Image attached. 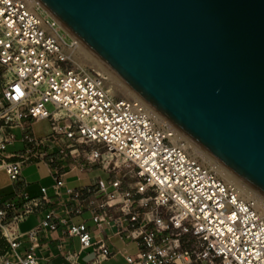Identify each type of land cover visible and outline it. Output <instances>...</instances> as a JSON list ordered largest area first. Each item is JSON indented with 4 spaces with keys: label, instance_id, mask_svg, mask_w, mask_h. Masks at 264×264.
<instances>
[{
    "label": "built area",
    "instance_id": "built-area-1",
    "mask_svg": "<svg viewBox=\"0 0 264 264\" xmlns=\"http://www.w3.org/2000/svg\"><path fill=\"white\" fill-rule=\"evenodd\" d=\"M44 11L27 0H0V170L18 182L30 161H43L56 188L65 187L74 202L64 206L66 214L89 216L67 222L49 208L20 254L18 222L53 201L42 188L41 196L24 195L20 205L0 203V232L11 250L0 251V264H40L38 234L42 228L59 231L61 224L59 239L80 244L67 251L72 264L86 250L93 254L88 264L116 256L121 264H264V204L193 157L187 141H175V131L158 124L139 101L114 94L104 75L76 66L63 47H73L74 39L66 42ZM40 120L49 121L50 131L37 136L28 129ZM15 128L27 148L9 154ZM75 143L102 145L132 164L134 186L125 189L118 175L67 186L63 159ZM102 158L97 148L87 156Z\"/></svg>",
    "mask_w": 264,
    "mask_h": 264
},
{
    "label": "water",
    "instance_id": "water-1",
    "mask_svg": "<svg viewBox=\"0 0 264 264\" xmlns=\"http://www.w3.org/2000/svg\"><path fill=\"white\" fill-rule=\"evenodd\" d=\"M38 1L152 108L264 194V0Z\"/></svg>",
    "mask_w": 264,
    "mask_h": 264
},
{
    "label": "crops",
    "instance_id": "crops-1",
    "mask_svg": "<svg viewBox=\"0 0 264 264\" xmlns=\"http://www.w3.org/2000/svg\"><path fill=\"white\" fill-rule=\"evenodd\" d=\"M13 131L19 132V134L15 133L16 140L7 145L5 152L9 154L23 151L27 148V144L22 140V133H21L22 131L19 128H15L13 129ZM17 142L22 144V148L9 149L10 146L16 144ZM36 161H40V160L33 159L24 167L22 177L20 181L18 182H12L9 176L7 175V173L4 170H0V174H2V176H7V178L9 179L8 181L6 182L3 181V183L0 184V192L3 191L6 195V197H3V195H0V203L2 205H6L10 201L18 202L20 205L23 202L24 195H29L30 197L41 196L43 194L42 188L46 189L47 196L50 197L53 201V203L48 204L45 208H42L41 210L37 212L29 214L26 219H23L20 222H18L17 227L19 231L22 233L21 245L18 248V252L20 254H24L26 251V248H29L31 246V242L28 237V232L32 230L33 228H35L36 226H39V224L42 222L49 208H55L60 214L59 219L65 220L67 222H76L75 219L77 217H80L82 220L83 217L89 216V214H86V213L81 216H72V215L66 214V212L63 210L64 206L72 205L74 204V202L71 201L70 198L67 197L66 194L64 193L65 187H62L59 190L56 188L54 177L52 176L46 164L43 163L42 161L40 162H42L48 169V173L50 176L49 179L48 178L47 180L38 179V181H34V182H27V180L24 179L25 173L27 172L29 167H31L33 162H36ZM77 171L79 173L80 172L86 173V176L81 178V175L79 176L77 175ZM64 180L67 186H70L73 188L87 186L92 183L91 177L89 176V174L85 171H82L78 166H74V165L70 166L68 169L66 168V172L64 174ZM32 217L34 218L35 222L32 225H29L28 221ZM21 224H26L28 225V227H26V229H22ZM90 224H93V222L91 221ZM63 227L64 225L61 224L59 231H56V232L51 231L48 228H42V230L38 234V244L39 245L37 247H34V251L40 258V264H72V262L67 260L66 255H67L68 250L73 251L71 248V244L74 239L73 240L68 239L63 242L59 239V235L61 234L60 230ZM0 238L3 239L4 241V244L2 245V247L0 246L1 253L10 254L11 250L9 248V243L2 236L1 232H0ZM117 241L119 240H116V242ZM80 255L77 259L78 264H88L91 261L89 260L87 262H81ZM108 260L103 261L102 264H104Z\"/></svg>",
    "mask_w": 264,
    "mask_h": 264
},
{
    "label": "rangeland",
    "instance_id": "rangeland-1",
    "mask_svg": "<svg viewBox=\"0 0 264 264\" xmlns=\"http://www.w3.org/2000/svg\"><path fill=\"white\" fill-rule=\"evenodd\" d=\"M47 12L44 11L43 15L46 16ZM61 36H63L64 40L66 42L71 41V36L66 33L64 29H61L60 31ZM67 35H66V34ZM91 53V52H90ZM93 55V54H92ZM95 60L101 63L106 69L110 70L107 68L98 58L94 56ZM83 61V60H82ZM83 68H87L93 72L96 73H101L102 71L98 67V64H94L89 60L83 61ZM75 64V63H74ZM85 64V65H84ZM79 67V66H78ZM111 73H113L110 70ZM103 75V74H102ZM113 75H115L113 73ZM115 77H117L115 75ZM106 80L107 77L105 76ZM118 78V77H117ZM119 79V78H118ZM121 83H123L124 86H126L128 89L133 91L126 83H124L122 80L119 79ZM109 87L111 86L110 83L107 81ZM112 91V90H111ZM113 92V91H112ZM134 92V91H133ZM114 93V92H113ZM135 93V92H134ZM115 94V93H114ZM116 95L120 98H127V94L124 93L123 91L117 90ZM47 108L49 111H53L55 109L54 105L51 103L47 104ZM30 132L35 133L37 136H42L46 134L47 132L50 131V124L48 120H40V121H33L31 123V127L28 129ZM16 134H19V132H15ZM22 148L21 143H16L12 146L9 147V149H20ZM99 149L102 152L103 158L101 160H96V161H91L87 159V156L90 154V152L93 149ZM69 154L63 159V162L65 163V168H69L70 166H78L82 171H85L89 174L91 177V182L95 183L98 182L99 180H106L110 176L118 175L121 177L123 181V186L125 189L131 188L134 186L135 182L137 181L136 177V169L135 167L130 164V163H122L121 166H117L115 169H113L112 166L114 164H117L118 160L122 162L123 158L117 155H114L113 157L110 156L105 150V148L102 145H95V144H89V143H75L70 149H69ZM59 158V157H58ZM43 162V161H42ZM40 161L33 162L31 167L27 170V172L24 175V179L27 180V182H34L38 181V179H44L47 180L49 179V173L47 167ZM83 164L84 166L81 168L80 165ZM109 171V169H111ZM77 175H81L82 177L86 176V173H79L77 171ZM9 179L7 176H2L0 174V184L3 183V181H8ZM0 195H3V197H6L5 193L3 191L0 192ZM81 220L80 217H77L75 219L76 222H79ZM35 222L34 218L32 217L29 221L28 224L32 225ZM22 229H26L28 225L26 224H21ZM117 246L123 247V244L119 241H117ZM71 248L73 251H78L80 249V244L78 239H74L71 244ZM129 252H135L136 247L134 244H130L128 246ZM93 258L92 250H86L82 251V254L80 255V261L81 262H87ZM122 259L120 256H116L115 258H111L104 264H121Z\"/></svg>",
    "mask_w": 264,
    "mask_h": 264
},
{
    "label": "bare ground",
    "instance_id": "bare-ground-1",
    "mask_svg": "<svg viewBox=\"0 0 264 264\" xmlns=\"http://www.w3.org/2000/svg\"><path fill=\"white\" fill-rule=\"evenodd\" d=\"M32 6L36 4H40L42 8L46 11V8L38 1V0H27ZM49 16H51L60 28L64 29L66 33H68L74 39L73 47H68L63 45L65 52H67L68 56L74 61L76 66L83 68V61L89 60L94 64H98V67L102 71V74L107 77V81L110 83V89L116 94L117 90L123 91L127 94L128 99H135L139 101L143 106L156 118L158 124L162 126H167L175 131V141L180 139H184L187 141V145L189 147L190 154L202 161L205 164L211 165L221 177H223L226 181L237 185L241 191L248 197L256 198L260 202V204H264V194H262L259 190L252 187L248 183L244 182L240 178L231 174L224 167H222L218 162H216L205 150H203L200 146H198L195 142H193L189 137H187L183 132H181L177 127H175L172 123H170L167 119H165L159 112H157L154 108H152L142 97H140L132 88L133 91L128 89L119 81L110 70L106 69L101 63L95 60L94 54L78 39L76 38L70 30L64 26L58 19H56L50 12H47ZM91 52V53H90ZM93 54V55H92ZM97 58V56H95ZM99 59V58H98ZM83 60V61H82ZM100 60V59H99ZM101 61V60H100ZM102 62V61H101ZM103 63V62H102ZM104 64V63H103ZM85 65V64H84ZM105 65V64H104ZM106 66V65H105ZM107 67V66H106ZM108 68V67H107ZM121 80V79H120ZM122 163H126V160H118L117 166H121Z\"/></svg>",
    "mask_w": 264,
    "mask_h": 264
},
{
    "label": "trees",
    "instance_id": "trees-1",
    "mask_svg": "<svg viewBox=\"0 0 264 264\" xmlns=\"http://www.w3.org/2000/svg\"><path fill=\"white\" fill-rule=\"evenodd\" d=\"M4 244L3 239L0 238V246L2 247V245Z\"/></svg>",
    "mask_w": 264,
    "mask_h": 264
}]
</instances>
